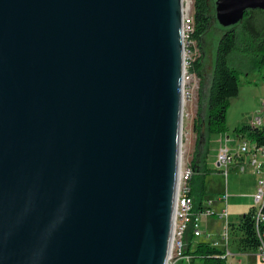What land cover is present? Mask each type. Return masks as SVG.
Returning <instances> with one entry per match:
<instances>
[{"label": "water", "instance_id": "obj_1", "mask_svg": "<svg viewBox=\"0 0 264 264\" xmlns=\"http://www.w3.org/2000/svg\"><path fill=\"white\" fill-rule=\"evenodd\" d=\"M255 10L264 0L215 1L223 30ZM183 11L0 0V264H168Z\"/></svg>", "mask_w": 264, "mask_h": 264}, {"label": "trees", "instance_id": "obj_2", "mask_svg": "<svg viewBox=\"0 0 264 264\" xmlns=\"http://www.w3.org/2000/svg\"><path fill=\"white\" fill-rule=\"evenodd\" d=\"M216 0H193L194 30L190 34L194 50H199V56L193 59L188 72L199 79L198 116L195 120L196 144L189 167L192 171L190 180V196L196 210H200L207 199L206 182L214 171L208 166L211 140L214 136L228 134L227 117L231 101L240 94V78L244 74L240 67L230 63V57L236 53L243 54V63L250 70H259L264 79V11H248L243 21L227 30L220 28L215 17ZM216 26L223 34L218 38L215 49L213 73L209 82L205 73V41ZM198 53V52H197ZM243 68V67H242ZM235 134L264 147V129H254L243 125L235 129ZM252 208L240 223L231 226V232L241 234V250L257 251L260 246L257 231L253 221ZM264 214V209H263ZM194 224H190L183 238L184 256L190 257V262L181 259L177 264H228L222 256L224 250L209 242H198L193 234ZM259 232L264 235V221L259 226Z\"/></svg>", "mask_w": 264, "mask_h": 264}, {"label": "rangeland", "instance_id": "obj_3", "mask_svg": "<svg viewBox=\"0 0 264 264\" xmlns=\"http://www.w3.org/2000/svg\"><path fill=\"white\" fill-rule=\"evenodd\" d=\"M192 6L193 12V0H184V3ZM212 30L207 36L205 41V73L207 75V82L211 79L213 73L215 49L218 38L223 34L216 26L212 25ZM198 52V53H197ZM198 54V55H197ZM199 50L195 52L192 59L199 56ZM230 63L237 67H240L244 74L240 78V94L237 98L231 101V106L228 111L227 125L228 134L223 138L229 136L232 142L229 143L231 149H236L241 143V139L235 134V129L242 127L243 125H249L251 117L258 114L263 109L264 101V79L263 73L259 70H250L248 64L243 63V54L236 53L230 57ZM243 67V68H242ZM198 104H199V79L188 72L185 76L184 82V102H183V120H182V143H181V163L182 173L186 170V167L190 164L192 156L195 150L196 133L194 129L195 120L198 116ZM218 136L212 137L210 146V155L208 158V166L214 172L208 176L206 182L207 199L213 201V210H219L221 207L224 210L225 205H218L216 199L222 196L226 188L229 190L230 198L228 200V219L220 218L221 212L217 217L203 218L200 223V230L203 232V236L196 240L198 242H219V248H224L222 242V234L229 224H238L247 212L248 206L246 204L247 199L238 198V194H244L251 192L247 184V174H240L234 170L230 171L229 177L226 178L220 169L217 167V156L219 154L220 146ZM224 145V143H223ZM228 184V187L227 185ZM237 226V225H235ZM229 247L232 254L228 258V264H261L257 257V251H242L240 246L241 234L233 232L231 230ZM177 251L173 249L172 255L168 264H177L179 261L177 257ZM195 264H201L197 261Z\"/></svg>", "mask_w": 264, "mask_h": 264}, {"label": "built area", "instance_id": "obj_4", "mask_svg": "<svg viewBox=\"0 0 264 264\" xmlns=\"http://www.w3.org/2000/svg\"><path fill=\"white\" fill-rule=\"evenodd\" d=\"M185 11L183 13V34H184V48H185V64L186 74H188V67L193 60L196 50H194V43L191 42L190 34L194 30V19L192 6L184 3ZM185 82V81H184ZM254 129H264V101L263 111L251 117L249 124ZM241 143L236 149L230 147H223L219 150L217 156V164L222 174L228 178L230 171L235 168L239 173H246L249 169L258 177V187L256 194L254 195L253 204V221L255 229L257 231L260 246L257 250V257L261 264H264V235L259 232V226L264 221V147L258 146L256 143L251 142L248 139L241 138ZM229 144V143H228ZM192 178V171L189 165L186 170L182 173V163L179 175V183L176 195V206L174 215V227H173V239L174 249L178 252L177 257L179 260L186 259L190 262L189 257L184 256V244L183 238L188 231L190 224H194L193 234L196 239L203 236V232L200 230V223L203 218H213L217 214L212 209L213 202L205 201L203 207L200 210H196L194 201L190 196L191 187L190 180ZM229 192L226 188L222 201L226 205L224 210L221 212L220 218H228L227 203L229 200ZM230 225L226 226L225 231L222 234V242L224 244L223 258L228 259L232 256L229 247L230 239ZM215 247L220 246L219 242H214ZM222 249V248H221ZM170 259V258H169Z\"/></svg>", "mask_w": 264, "mask_h": 264}, {"label": "crops", "instance_id": "obj_5", "mask_svg": "<svg viewBox=\"0 0 264 264\" xmlns=\"http://www.w3.org/2000/svg\"><path fill=\"white\" fill-rule=\"evenodd\" d=\"M262 111H263V109H262ZM223 136L224 135H219L218 137H220L219 138V143L221 144V146H220V149L221 148H223V147H229L228 145V143H230V142H232V139L229 137V136H227L226 138H223ZM238 137V136H237ZM239 139H240V136L238 137ZM223 143H224V145H223ZM232 170H234L235 172H238L237 170H235V168H233ZM222 172H221V170H220V174H221ZM239 173V172H238ZM241 174V173H240ZM243 174H247L248 176V180H247V184L246 185H248L249 186V188L251 189V192H246V193H244V194H238V195H236V196H238V198H242V199H247L246 201V204H247V206H248V212L252 209V207H253V204H254V195L256 194V191H257V187H258V177L253 173V172H251V170L249 169L246 173H243ZM229 177V176H228ZM227 185V187H228V184H226ZM227 190H228V188H227ZM228 192H229V190H228ZM224 194V193H223ZM223 194H222V196H223ZM222 196H220L219 198H217L216 199V203L218 204V205H223L224 204V201L222 202ZM230 198V197H229ZM208 201H211V200H208ZM213 202V201H212ZM225 205V204H224ZM227 205H228V203H227ZM226 206V205H225ZM212 209H213V205H212ZM223 208L221 207L219 210H213V211H215L216 212V216L215 217H217L218 216V214H219V212H217V211H220V212H222L223 210H222ZM228 209V208H227ZM247 212V213H248ZM228 217H229V212H228ZM228 219V218H227ZM232 225H238V222L236 223V224H230V226H232ZM231 228V227H230ZM221 243V242H220ZM222 250H223V248H222Z\"/></svg>", "mask_w": 264, "mask_h": 264}, {"label": "bare ground", "instance_id": "obj_6", "mask_svg": "<svg viewBox=\"0 0 264 264\" xmlns=\"http://www.w3.org/2000/svg\"><path fill=\"white\" fill-rule=\"evenodd\" d=\"M183 2H184V0H183ZM184 11H185V6H184ZM184 11H183V13H184ZM223 202V201H222ZM192 229V228H191ZM193 230V229H192ZM172 238H173V236H172ZM174 239H172V242H171V249H170V257H171V255H172V251H173V249H174ZM190 258V257H189Z\"/></svg>", "mask_w": 264, "mask_h": 264}]
</instances>
